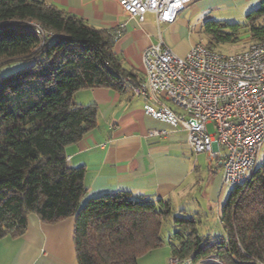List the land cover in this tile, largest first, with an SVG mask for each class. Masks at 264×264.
<instances>
[{"label": "trees", "instance_id": "trees-1", "mask_svg": "<svg viewBox=\"0 0 264 264\" xmlns=\"http://www.w3.org/2000/svg\"><path fill=\"white\" fill-rule=\"evenodd\" d=\"M262 18L264 0L248 15L252 42L264 40ZM205 31L214 49L236 39L239 25L208 21ZM14 62L26 65L0 76V240L22 235L34 213L46 224L75 217L79 264H138L164 245L190 264H264V160L231 187L220 233L202 232L170 199L119 191L84 200L86 168L69 165L65 150L97 128L99 110L76 95L137 79L111 33L42 0H0V70Z\"/></svg>", "mask_w": 264, "mask_h": 264}, {"label": "crops", "instance_id": "crops-1", "mask_svg": "<svg viewBox=\"0 0 264 264\" xmlns=\"http://www.w3.org/2000/svg\"><path fill=\"white\" fill-rule=\"evenodd\" d=\"M42 1L96 29L117 34L119 37L113 38L117 56L124 69L140 79L144 76L143 53L149 46L163 41L178 56L185 57L196 44L181 36L185 25L182 13H210L216 2L222 0H194L174 23L161 25L151 12L143 21L128 17L114 0ZM239 1L244 0L234 3ZM122 24L125 26L121 27ZM76 96L78 103H94L99 110L97 128L65 150L69 165L86 168L84 200L119 191L149 199H170L174 208L181 206L175 208L177 211L186 210L200 221L202 232H221L224 192L219 175H211L217 169L222 171L220 160L211 161L204 155L209 175H199L204 158L190 151L186 131L172 129L148 115L144 99L134 95L127 84L122 90L100 87L80 91ZM152 129L170 130V133L149 137L147 133ZM198 191L202 201L186 200ZM75 225V217L46 224L36 214H30L22 235L0 240V264H79ZM170 258V247L164 245L140 256L138 264H169Z\"/></svg>", "mask_w": 264, "mask_h": 264}, {"label": "built area", "instance_id": "built-area-1", "mask_svg": "<svg viewBox=\"0 0 264 264\" xmlns=\"http://www.w3.org/2000/svg\"><path fill=\"white\" fill-rule=\"evenodd\" d=\"M114 1L128 17L143 21L151 12L161 25L174 23L194 0ZM143 68L142 78L129 76L124 83L144 99L145 112L172 129L186 131L193 154L220 160L223 185L233 187L247 180L264 146V40L233 54L198 42L185 57L161 41L144 51ZM169 133L152 129L147 134ZM190 263L169 260V264Z\"/></svg>", "mask_w": 264, "mask_h": 264}, {"label": "rangeland", "instance_id": "rangeland-1", "mask_svg": "<svg viewBox=\"0 0 264 264\" xmlns=\"http://www.w3.org/2000/svg\"><path fill=\"white\" fill-rule=\"evenodd\" d=\"M234 1H238V0H233V2L232 0H222L220 2H216L215 6L212 8V11L210 13H182L181 17L183 19V22L185 23V25H183L181 29L182 38L184 39V37L187 36L186 41L188 42H190L191 40L194 41L195 43L202 42L203 44L207 45L210 42L211 38L210 36H208V34L205 31V23L208 21H218L224 24L239 25V32H237L236 34L237 38L232 41H223L213 44V48L215 50H218L224 54H233L247 48L252 43L249 29L247 27L248 15L250 14V12L256 10L260 6L261 0H244V1H239L238 3L236 2L234 3ZM259 23L264 24V18H262L259 21ZM25 65L26 64L22 62H14L5 65L0 70V76L18 70L24 67ZM198 155H201L202 160L204 158L203 162L200 163L202 166V171L201 173H199V175H209L207 159L204 156L207 154L203 153ZM263 160H264V146L260 154L259 163H261ZM211 175H219L221 179V185L223 187V192H224V196L222 197V203H223L226 197L229 195L231 191V187L223 185L222 171L220 172V169H217V172ZM200 194L201 192L198 191L194 193L190 198L187 197L186 200L190 201L194 199V200L202 201L203 198ZM85 202L86 201L82 200L81 206ZM178 207L181 208L180 205H177L175 208ZM187 207L188 205L184 206V208ZM169 224L173 225L172 219H170V221L168 222V225ZM213 264L215 263L213 262Z\"/></svg>", "mask_w": 264, "mask_h": 264}]
</instances>
